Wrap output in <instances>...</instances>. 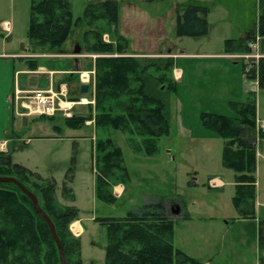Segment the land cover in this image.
I'll return each mask as SVG.
<instances>
[{"label":"trees","instance_id":"16d2710c","mask_svg":"<svg viewBox=\"0 0 264 264\" xmlns=\"http://www.w3.org/2000/svg\"><path fill=\"white\" fill-rule=\"evenodd\" d=\"M180 10L176 25L178 37L208 35L207 7L191 4L182 5ZM118 20L119 7L114 1L90 3L83 18L75 20L71 0H32L28 39L35 48L60 49L74 27L85 22L91 28L84 36L85 51L99 55L96 60L94 117L97 129L120 131L129 136L134 150L154 156L159 153V140L170 133L169 95L176 91L168 73L172 66L169 61L161 59L122 56L128 46L124 38L117 39L116 44L104 42V34L97 29V22L117 26ZM258 37L264 38V0H259L257 32H251L246 40H227L226 51L250 54ZM27 65L31 70L38 69V62L33 58L27 59ZM246 67H252L249 77L257 79L260 89L264 90V57L257 64L252 59ZM231 105L237 116L202 113L201 123L225 140L223 166L236 173L233 205L242 218L249 219L254 217L255 211L251 208L256 199V101L252 97L245 103ZM39 118L53 120L55 116ZM90 119L92 114L63 118L65 126L72 129L82 128ZM260 138H264V133ZM95 148L99 173L97 198L111 203L115 201L112 186L128 179L123 152L111 138L97 140ZM73 174L74 170L69 169L63 184L62 191L66 196L72 193L69 185ZM0 177L15 178L36 195L56 228L67 264H84L81 239L69 228L77 220L79 210L59 204L56 181L44 179L14 163L2 152ZM33 178L43 185L31 181ZM184 219L188 220L189 216ZM97 223L107 231L105 264H202L174 246V221L167 215L163 198L145 204L125 217L99 218ZM259 249L264 252V219L260 221ZM0 264H61L48 224L35 211L31 200L12 183H0ZM259 264H264V256Z\"/></svg>","mask_w":264,"mask_h":264},{"label":"rangeland","instance_id":"374dc122","mask_svg":"<svg viewBox=\"0 0 264 264\" xmlns=\"http://www.w3.org/2000/svg\"><path fill=\"white\" fill-rule=\"evenodd\" d=\"M103 1H114L118 4V24L122 29L130 27L128 28V33L130 34L133 32L137 33L138 30L144 33L140 38L137 37V34L134 36L130 35L132 41L133 37L135 38L134 41H139L136 51L140 48L152 52L176 51L177 46L179 51L184 48L187 53L201 52L202 49L207 52H217L222 49L223 38L238 41L244 33H250L254 30L259 16L258 0H71L74 19L83 18L88 4ZM31 2L32 0H0V27L3 22H9L12 30L10 42H13L14 49L17 52L22 51V45H24V50L25 47L31 46L28 39ZM191 4L205 6L209 9V33L204 37L188 38L177 36L176 25L181 6ZM137 16L144 18L145 25L144 27L142 26L143 28L131 29L133 24L130 21L132 17ZM159 21L164 24L165 35H158V33H153L154 29H149L150 24L156 23L157 25ZM96 26L104 34L103 40L105 38V42L108 40V36L105 34H110L113 37L112 26L107 25L103 21L97 22ZM90 30L91 28L85 22H81L74 27L73 32L62 48L51 50L46 47L45 51L46 53H73L76 49V44L83 47L82 43L84 45L85 33ZM117 35L119 36L120 34L118 33ZM2 37L0 36V45ZM112 42L113 40L111 39ZM140 43L143 46H140ZM127 50L122 56L127 57ZM84 53L88 52L84 50ZM239 54L241 55L238 57L243 58V60L234 59L229 63V67H234L235 69H223L221 64L218 65L219 61L215 63L216 59L208 61V64H213L211 67L207 66L206 60H182L179 64L183 65L184 69L185 65L192 66L191 68L194 67L198 76L199 73L201 75L205 72L206 79L204 81L207 83L205 82L203 85L205 87L204 90L207 92L212 91L210 86H214L216 82L214 76L219 74L218 94H223L226 92L225 84L228 81L231 82L232 72H238L240 75L244 73L245 76L250 75L249 72L252 67L247 68L246 64H251V56L246 53ZM261 58L263 57L256 56L255 63L257 64ZM152 59L159 60L157 58ZM161 60L171 62L170 59L166 58H161ZM171 66L172 69L168 73L172 78L174 69L172 62ZM93 72H78V76L80 78V74L84 73L86 76L91 77L92 80L94 79L96 85V72L95 75H92ZM78 89L77 87L76 91ZM184 91V89L181 90L180 88L178 93L173 92L169 95L170 133L159 140L158 154L145 157L148 160L149 171L144 174L137 172V160L140 157L135 154L134 148L128 140L129 136L120 131L96 130L93 127H84L77 131L68 129L63 126V118L66 117L63 116L62 112L57 113L55 117L58 118L52 122L41 120L38 116L31 117L38 119H31L32 125L25 129L26 133L24 134L27 135L24 137L25 139L53 137V139L66 140L71 136H81L80 138L86 140L83 142L86 146V155L81 160L80 165L83 172L82 176L85 177L81 178L85 181L91 180V182L94 167L92 145L95 144L96 139L111 138L123 151L125 166L129 170L132 181L125 182L127 191L124 197L120 200H115V203L111 202L114 203L113 205H107L105 204L106 202L98 203L101 206L99 207V213L107 214L106 212H108L107 215L109 217L121 218L144 205V201L153 203L159 198H163L167 205V215L174 221L173 243L177 249L182 250L202 264H256L261 257L257 251L256 222L235 223L233 230L228 234L225 233L226 223L229 222L228 226H231L238 219V211L233 205V198L236 194V187L234 186L236 173L223 166L225 140L220 138L213 130L204 128L201 123L202 113L237 116V112L234 113L232 105H230L237 102L224 103L225 106L217 105L214 99L215 95H213L207 101H203L204 105L200 114L197 112L199 110L196 106L197 102L200 101L194 102L192 98L185 96ZM201 94L196 96L197 100L201 99ZM90 97L88 96V103L86 104L90 103ZM62 100L65 103L62 105L63 108L71 107L69 104L70 99H68V95L65 92ZM255 101L256 109H260L264 121V90H260ZM88 111V107L77 106L73 110V114L86 116ZM261 123L260 126L264 125V122ZM55 125L62 127L61 132L54 131L53 127ZM260 126L258 127L257 124L256 127L258 139H262L260 134L264 133V129ZM20 136L23 137L22 135ZM139 141L141 142L140 139ZM261 141L257 140L256 145L261 154L264 155V141ZM22 144V141L16 143L20 151H25V155L20 157L18 161H28L31 165L39 164L46 167L47 170L52 165H56L59 169L58 173H65L66 169L73 167L70 161L63 164V157L59 156V153L57 154V157L59 156L57 160L51 161L49 160L50 158L46 157L47 153L45 150L39 149L34 152H26L28 148L26 146L22 147ZM141 153L146 155L144 152ZM261 160L258 181L260 193L264 196V157ZM87 176L89 177L87 178ZM58 177V186L61 188L63 178ZM74 177L75 175L73 174V180ZM81 178L75 179L77 188L83 187ZM216 178L223 180L225 187L218 188L217 184H213L212 180ZM31 181L41 186L43 185V182L34 178ZM65 199L72 201L73 196L68 194ZM59 204L62 205L60 202ZM177 207L180 208V213L175 215L173 214V209ZM261 209L262 216H264V208ZM186 215L193 218V221H181L185 220ZM69 228L71 231V226ZM71 233L73 234L72 231ZM107 243V231L102 226L97 227L95 235L88 237L86 235L81 251L83 263L105 264V246H107Z\"/></svg>","mask_w":264,"mask_h":264},{"label":"crops","instance_id":"0c3cea01","mask_svg":"<svg viewBox=\"0 0 264 264\" xmlns=\"http://www.w3.org/2000/svg\"><path fill=\"white\" fill-rule=\"evenodd\" d=\"M259 3V0H258ZM143 17H132L131 21L132 26L131 29H139L140 27H144L145 23L143 21ZM208 19V17H207ZM259 19V16H258ZM119 23V20H118ZM111 32L114 34H120L119 36L116 34L112 35L105 34L108 36V40H106V43H111V39L113 40V44H116V40L119 38H124L127 40L128 43V54L127 57H135V58H166L170 59L172 64L174 65V69L172 71V80L176 86L175 93H178L179 89H184V94L188 98H192L194 102H197L196 105L198 107L197 111L200 113L202 110V106L204 105V100H208L210 96L215 95V101L217 105L225 106L224 103L229 102H239V103H245L248 100H250L252 97L256 98L260 92V87L258 84L257 79H252L249 76H245L244 73L240 75L238 72L231 74V82L228 81L225 84L226 92L223 94H218V79H220L219 74H215V85L210 86L211 92H207L204 90V85L206 81V73L203 72L201 75L199 73V76L196 74V71L194 70V67L185 65V69L183 65L179 64L182 60H206L207 66L211 67L213 64H208V61H213V59H216V62L219 61L218 65H222L223 69H235L234 67H229V63L233 61L234 59L243 60V58H239L241 54L233 52L229 53L226 51V45L225 42L229 39L223 38L222 39V49L217 52H207L204 49H202L201 52H186V49H181L179 51V48L176 46V51L169 50V51H149L147 49L140 48L138 51H136V47L139 46V41H134L135 38L133 37V41L131 39V36H134L137 34V37H141L144 33L140 30H138L137 33H128V28L130 27H124L122 29L119 24L117 26H112ZM142 27V28H143ZM154 29L153 33H158V35H165V28L163 22H158L157 25L150 24L149 29ZM258 30V20L254 27L253 31L257 32ZM11 26L9 22H3L0 27V33L3 34L2 43L0 45V152L9 155L12 158V161L14 163L20 164L29 170L38 173L41 177L44 179L53 178L57 183V190H56V197L58 201L62 205L66 206H74L79 210V215L77 220L72 222L70 224L71 231L76 237H79L81 239V243L83 246V240L84 238L88 236L95 235L97 231V227L101 226L99 223H97V220L99 218H111L109 217L108 212L107 214L99 213V207H101L98 203H105L100 201L97 198V177H98V169L96 165V141L95 144L92 146V159L93 162V176H92V182L85 181L81 177L83 172L81 171V160L86 155V146L83 144L85 142V139H82L78 136H71L70 138L66 140H58L53 139V137L50 138H28L25 139L24 136L27 134L25 132V129H28L31 124V119H38V118H31V117H21L17 114L13 97L15 89L19 88L22 90H53L54 92L61 93L65 92L68 95V99H70V102H75L79 98H85L88 100V96H91L89 99L90 103L87 104V106L82 107H88L89 111L86 116H76V117H88L92 114V119L88 120L86 124L80 128V129H72L65 124L64 127L71 129V130H81L84 127L86 128H94L97 129L95 125V93L96 89L94 90L93 86H89V93L87 95H81L80 88L82 84L80 81V78L78 76V72H96V60L99 57L97 54H89L84 53L85 46L82 43V46L79 44H76V49L73 53H63V52H47L46 53V47H39L35 48L33 46H27L25 47V50L22 49L21 52H17L14 49L13 42H10L11 39ZM250 32V33H251ZM250 33H244L242 37H240L238 40H246L248 35ZM139 34V35H138ZM129 35V36H128ZM131 35V36H130ZM104 37V36H103ZM105 40V38H104ZM105 42V41H104ZM140 46H143L140 43ZM252 52L249 54L252 59H256V56L264 57V38H257L255 45H252ZM77 50V51H76ZM97 56V57H96ZM235 56V57H232ZM33 58L38 62V69L37 70H31L27 65V59ZM42 60V61H41ZM170 62V63H171ZM248 64V63H247ZM246 64V65H247ZM210 78V77H209ZM211 79V78H210ZM45 82V84H43ZM207 83V82H206ZM79 88L78 91H76L77 87ZM217 90V91H216ZM208 94H207V93ZM217 92V93H216ZM202 93V94H201ZM214 93V94H212ZM201 99L196 98V96H200ZM192 101V102H193ZM94 102V103H92ZM231 105V104H230ZM170 106V103H169ZM215 106V105H213ZM216 107V106H215ZM217 108V107H216ZM257 108V107H256ZM75 107L72 109V113ZM234 113H236L235 109L232 107ZM170 111V109H169ZM202 113V112H201ZM200 113V114H201ZM218 114V113H216ZM237 114V113H236ZM262 113L260 109L257 110V124L258 127L262 124L263 121ZM58 117H55L53 120H46V121H55ZM40 119V118H39ZM42 120V119H41ZM260 127H263L260 126ZM54 131L61 132L62 127L55 125L53 127ZM102 130V129H101ZM107 131V130H105ZM22 135L23 137H21ZM126 135V134H125ZM128 136V135H127ZM129 140V137H128ZM139 141V139L137 138ZM262 140L263 139H257ZM22 141V147H27L26 152H34L35 150H45L46 151V157L50 158L49 160L54 161L57 160L59 156L62 158V163L70 161L71 167L74 170V180L69 185V187L72 190V193L70 195L73 196L72 201L66 200L62 188H59L58 176H60L62 179V184L65 182L66 175L69 171V169H66L65 173H58V167L56 165H52L49 170H47L46 167L34 164L31 165L27 162H21L20 157H23L25 155V151H20L18 148V145H16L17 142ZM261 141V142H262ZM256 160H257V170H256V199L255 203L253 204L252 210L255 211L253 218H242L238 214V219L233 222V225L228 226L230 223H226L227 227L225 230V233H230L231 230H233V226L235 223H247L248 221H255L257 224V233H256V242H257V251L260 253L261 256H264V252L261 253L259 249V228H260V221L264 219V216H262V209L264 208V196L260 193V186H259V165L261 164V159L264 157V155L261 154L259 149L256 145ZM123 152V151H122ZM136 155H139V159L137 160L138 168L137 172L140 174H144L146 171H149L148 169V160L145 157H150L147 155H143L141 152L135 151ZM60 154L57 157V154ZM95 155V156H94ZM124 159V154H123ZM125 165V162H124ZM126 167V166H125ZM127 168V167H126ZM128 172V179L124 182H118L117 184L112 186V195L114 196L115 200H120L124 197L127 188L125 186V182H131L132 177L129 173V170L127 168ZM64 174V175H63ZM82 179V186L81 188H77L75 185V179L76 178ZM89 176H87L88 178ZM213 184H217L218 188L225 187V183L220 178H216L212 180ZM234 186L236 187V182H234ZM68 195V194H67ZM115 201V202H116ZM114 202V203H115ZM144 205L148 204L150 202L144 201ZM152 202V201H151ZM114 203H105L107 205H113ZM143 206V205H142ZM113 207V206H112ZM140 208V207H139ZM247 208L250 209L249 205H247ZM92 209V210H91ZM138 209V208H137ZM136 210V209H135ZM183 210V209H181ZM185 222H192L193 218L189 217V220H181ZM106 247V246H105ZM104 247V248H105ZM182 251V250H181ZM261 258V257H260ZM259 258V262H260ZM257 262L256 264H259ZM207 264V263H206Z\"/></svg>","mask_w":264,"mask_h":264},{"label":"built area","instance_id":"2783aa9c","mask_svg":"<svg viewBox=\"0 0 264 264\" xmlns=\"http://www.w3.org/2000/svg\"><path fill=\"white\" fill-rule=\"evenodd\" d=\"M95 75V72L92 73ZM91 75V76H92ZM80 80L82 84L93 86L95 90V80L91 77L86 76V74H80ZM64 93H57L53 90H22L15 89L14 92V105L17 114L21 117H34V116H47L54 117L57 113L62 112L63 116L66 118H72L74 115L72 109L77 106L87 105V99L79 98L75 102H69L70 108H63L62 105L65 104L62 100ZM94 103V102H92ZM264 129V125L262 127Z\"/></svg>","mask_w":264,"mask_h":264},{"label":"water","instance_id":"95a60500","mask_svg":"<svg viewBox=\"0 0 264 264\" xmlns=\"http://www.w3.org/2000/svg\"><path fill=\"white\" fill-rule=\"evenodd\" d=\"M22 49H24V45H22ZM81 95H87L89 93V86L88 85H82L80 88ZM0 183H12L15 184L17 187L20 188L23 194H25L32 202L33 207L35 211L45 220V222L48 224L53 240L55 241L58 251H59V257L61 264H67L66 256L64 253L63 246L60 242V239L57 235L56 228L52 222V220L48 217V215L43 211L41 208L38 198L34 193H32L30 190H28L21 182H19L15 178L11 177H0ZM180 213V208L177 207L176 209H173V214L178 215Z\"/></svg>","mask_w":264,"mask_h":264}]
</instances>
